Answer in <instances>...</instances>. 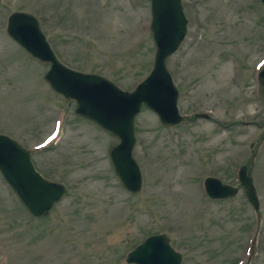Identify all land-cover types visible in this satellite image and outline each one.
<instances>
[{
	"label": "rangeland",
	"instance_id": "374dc122",
	"mask_svg": "<svg viewBox=\"0 0 264 264\" xmlns=\"http://www.w3.org/2000/svg\"><path fill=\"white\" fill-rule=\"evenodd\" d=\"M183 5L188 32L168 69L186 118L163 128L150 110L138 116L134 158L143 187L132 195L109 157L120 140L76 116V103L44 80L50 66L6 30L13 12L32 13L63 64L131 91L153 69L151 0H0V134L33 150L38 171L68 188L49 217L35 218L0 173V264H127L158 234L183 264H264V7L261 0ZM243 166L260 199V224L238 181ZM208 177L238 195L210 199Z\"/></svg>",
	"mask_w": 264,
	"mask_h": 264
},
{
	"label": "water",
	"instance_id": "95a60500",
	"mask_svg": "<svg viewBox=\"0 0 264 264\" xmlns=\"http://www.w3.org/2000/svg\"><path fill=\"white\" fill-rule=\"evenodd\" d=\"M264 6V0H261ZM151 34L156 45L153 70L132 92L124 91L109 79L73 70L64 65L44 34L40 20L28 12H14L8 18L7 34L31 58L50 65L45 81L51 89L66 101L77 103L76 115L96 123L109 135L120 139L111 146L109 156L116 175L124 189L132 195L139 194L143 177L134 159L136 146L135 120L143 107L154 112L164 128L180 125L184 117L178 108L179 90L168 69L169 58L177 52L188 31L182 0H151ZM259 94L264 101V68L258 76ZM200 119L209 115L198 114ZM257 153L251 162L255 165ZM0 173L17 194L30 214L48 217L55 205L67 194L66 187L45 179L37 172L31 152L13 138L0 135ZM238 177L246 197L253 206L260 224L262 214L251 171L240 168ZM205 189L213 200L235 198L239 189L224 184L220 179L209 177ZM255 237L252 258L256 252ZM3 254L0 245V261ZM128 264H183L182 255L170 243L165 234L153 235L132 251Z\"/></svg>",
	"mask_w": 264,
	"mask_h": 264
}]
</instances>
